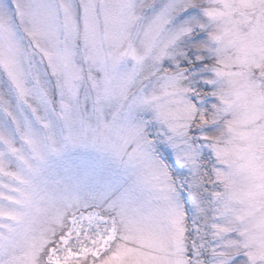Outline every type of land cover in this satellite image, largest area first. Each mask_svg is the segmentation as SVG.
I'll return each instance as SVG.
<instances>
[{
    "label": "snow or ice",
    "instance_id": "snow-or-ice-1",
    "mask_svg": "<svg viewBox=\"0 0 264 264\" xmlns=\"http://www.w3.org/2000/svg\"><path fill=\"white\" fill-rule=\"evenodd\" d=\"M0 264H264V0H0Z\"/></svg>",
    "mask_w": 264,
    "mask_h": 264
}]
</instances>
